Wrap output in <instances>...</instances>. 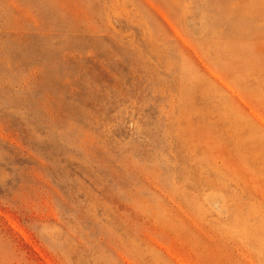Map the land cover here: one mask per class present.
Masks as SVG:
<instances>
[{
    "label": "rangeland",
    "instance_id": "rangeland-1",
    "mask_svg": "<svg viewBox=\"0 0 264 264\" xmlns=\"http://www.w3.org/2000/svg\"><path fill=\"white\" fill-rule=\"evenodd\" d=\"M0 264H264V0H0Z\"/></svg>",
    "mask_w": 264,
    "mask_h": 264
}]
</instances>
